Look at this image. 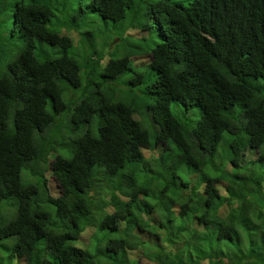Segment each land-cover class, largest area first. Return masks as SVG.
Here are the masks:
<instances>
[{"label": "trees", "instance_id": "trees-1", "mask_svg": "<svg viewBox=\"0 0 264 264\" xmlns=\"http://www.w3.org/2000/svg\"><path fill=\"white\" fill-rule=\"evenodd\" d=\"M76 2L75 20L127 18L114 45L125 54L107 58L105 41L79 63L70 35L49 27L66 0H0L12 18L0 32V202L15 206L0 204V264H261L264 0ZM134 54L149 56L133 68ZM22 167L35 182H20Z\"/></svg>", "mask_w": 264, "mask_h": 264}, {"label": "rangeland", "instance_id": "rangeland-1", "mask_svg": "<svg viewBox=\"0 0 264 264\" xmlns=\"http://www.w3.org/2000/svg\"><path fill=\"white\" fill-rule=\"evenodd\" d=\"M81 1H85V0H81ZM180 3L185 4L186 2H188L189 0H178ZM77 6V2L76 0H66V4L64 7V11H59L60 6L57 7L56 5L54 6L51 5V8L54 12V14L56 16L51 15L50 19H49V27L50 28H54L57 29L59 33H65V34H69L71 39H72V43H71V47L69 48V50L67 51L68 54H70L77 62L81 63L82 59L84 58V55L86 52L90 53L93 57H96L98 55H100V49H104L105 47H108L109 50L107 52V58L109 56H121L123 54H125V47L127 48V44L125 42L122 43L121 47H115L114 45L120 41L117 36L119 33V31H121V29H124L126 26V19H123L122 21H117L115 23H112L111 21L107 20V23L104 24L103 23V19L98 16L97 14H92V13H85V15L82 18H78V20H75L73 17H70V15L72 14V10ZM73 8V9H72ZM72 9V10H71ZM56 17V18H55ZM12 23V18L10 15L7 14H3L0 16V32H5L6 35H8V31L7 28L11 25ZM77 30L79 32H77ZM90 31L91 33L86 34L84 31ZM82 31V32H81ZM144 32H141V30L136 29V28H127L124 31V34H129L134 36L135 38L146 34L147 32L145 30H143ZM84 32V33H83ZM93 33V35H92ZM123 34V35H124ZM15 40L14 42H10L9 44H7V48H10V50L13 52L17 49L18 46V42H17V38L15 37V33H13L12 35H10L8 37V40ZM106 41V45L101 47V44L103 42ZM108 41V42H107ZM91 44L94 45V49L88 50V46ZM42 49L44 50V52L49 55V56H53L56 55L58 53V47L57 46H51V45H47L42 43L41 44ZM36 49L39 48V46L35 47ZM111 48V49H110ZM149 54H134V55H130L129 56V63L133 68L139 67L141 65L139 64H143L147 58H148ZM75 95H79V89H76ZM170 108L172 109L173 112H175V108L173 105V102H170ZM199 113V109L196 106H193L192 108H190L186 113L184 112V114L190 119L193 120L196 118V116ZM186 117V119H187ZM97 120V115L94 114V117L92 118V124H95ZM85 127V126H84ZM221 143L219 144L218 148L220 149ZM259 150H264V145L259 146ZM219 151V150H218ZM156 154V152H145V157L150 158L152 156H154V154ZM255 149H246L244 152V159L245 161L248 160V162H250V159H253L255 157ZM50 157V156H49ZM47 157V158H49ZM168 158V157H167ZM219 166H216V168H218ZM184 172L182 173V176L192 180L194 183L197 184H201V172L199 171H188V168L186 166L183 167ZM210 171L215 172L216 169L215 168H209ZM256 174L259 173H264V169L262 170H258L255 171ZM20 182L22 183H26V182H35V178L30 175L29 170L26 167H22L20 170ZM41 177L46 179V185H47V190L50 191L51 194H57L58 193V187L53 179V177L50 175L49 172V167H47L45 170H43V173L41 175ZM263 191H264V179H263ZM99 193H101V195L103 194V190H99ZM10 203L12 205V208L10 207L11 211L13 212L15 209L14 206V202L11 198H6L3 199L1 203ZM102 202V200H98L97 204L100 205ZM96 203V201H95ZM259 203V202H258ZM258 204H256L257 206ZM262 207H264V205H260ZM263 212H264V208H263ZM262 225H260L259 230L264 229V220H262ZM238 229L242 230V224H236ZM90 230V226H87V228L83 231V233H81V239H84V243H86V246L88 248H92L94 249L96 247V243H97V237L92 235H89V233L91 231ZM85 238H84V235ZM76 244H79V242H77ZM90 245V246H88ZM82 246H84V244L82 243ZM2 253V251L0 250V254ZM131 253H127L128 257H131L132 255H130ZM134 257V256H133ZM132 257V258H133ZM142 258L140 259V264H149L148 261L144 258V256H141ZM253 262L257 261V262H261V264L264 263V257L259 256L258 259H252ZM151 261V260H150ZM151 264V263H150ZM201 264H206L205 261H202Z\"/></svg>", "mask_w": 264, "mask_h": 264}, {"label": "clouds", "instance_id": "clouds-1", "mask_svg": "<svg viewBox=\"0 0 264 264\" xmlns=\"http://www.w3.org/2000/svg\"><path fill=\"white\" fill-rule=\"evenodd\" d=\"M96 202H98V201L96 200Z\"/></svg>", "mask_w": 264, "mask_h": 264}]
</instances>
